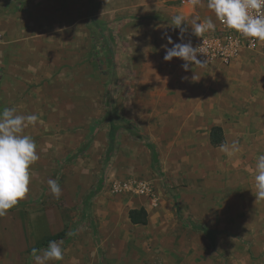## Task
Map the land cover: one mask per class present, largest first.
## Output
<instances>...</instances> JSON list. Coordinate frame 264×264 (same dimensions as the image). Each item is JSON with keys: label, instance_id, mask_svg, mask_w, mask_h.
<instances>
[{"label": "rangeland", "instance_id": "1", "mask_svg": "<svg viewBox=\"0 0 264 264\" xmlns=\"http://www.w3.org/2000/svg\"><path fill=\"white\" fill-rule=\"evenodd\" d=\"M192 1L3 0L8 13L35 16L37 34L50 28L58 46L67 48L63 61L58 49L38 86L36 78L19 79L25 88L56 93L57 101L18 112L8 103L0 115V199L24 203L5 205L9 243L23 244L10 245V253H51L67 264H264L263 164L248 165L247 151L227 160L229 151L205 144L203 129L197 149H167L175 134L156 133L161 139L155 142L153 133L137 131L134 123L131 132L128 125L112 124L126 123L120 115L129 91L148 92L152 79H160L159 69L154 75L144 68V46L146 31L160 32L161 23L152 27L144 17L168 16L167 6ZM18 29L22 37L28 25ZM86 41L89 49H70ZM19 50L7 58L12 76L23 54L26 63L43 61L39 53ZM97 141L103 154L95 163L90 149ZM153 168L174 191L155 194L161 209L151 211L147 226L132 225L128 212L139 196L114 194L110 184L121 175L145 179ZM61 232L65 241L34 250Z\"/></svg>", "mask_w": 264, "mask_h": 264}, {"label": "crops", "instance_id": "2", "mask_svg": "<svg viewBox=\"0 0 264 264\" xmlns=\"http://www.w3.org/2000/svg\"><path fill=\"white\" fill-rule=\"evenodd\" d=\"M34 4L36 1L31 3V5ZM6 7L3 0H0V34L3 37L0 45V115L5 112L4 108L8 103L13 104L11 108L14 112H18L29 109L31 106L42 109L44 104L57 101L56 93L41 94V88L37 90L36 87L34 89L29 85L25 88L19 79L20 77L26 79L32 77V80L36 78L38 83L35 86H38L42 82V77L49 76L47 70L51 62L56 63L58 49L61 61L64 60L63 51L67 49L61 42L58 46L56 33H53L50 28L37 34V25L34 24L35 16H27L25 20L23 17L8 13ZM166 11L168 16L144 17L145 21H151L152 27L154 22L161 23L160 32L146 31L144 46V68L154 75L159 69L157 78L160 79H152L153 86L147 90L148 92L144 90V93L138 92L137 94L129 91L127 97H121L123 104H126L120 116L128 120L126 119V123L120 121V125L113 121V127L128 125L131 132V124L134 123L133 127H136L137 131L153 133L155 142L161 139L157 138L156 133L175 134V137L168 138L167 149H197L202 129L205 144L213 147L210 143V132L214 127H221L225 145L213 148L229 151L227 158L229 161H232L239 151H245L242 153L244 155L247 151L245 157L248 165L251 162L258 164V167L261 164L264 166V48L256 51H242L229 66L220 63L211 66L194 65L189 58L190 52L195 48L203 33L218 27L219 18L224 14L223 0H204L203 2L193 0L191 3L184 2L180 6H167ZM41 21L48 24L47 20L41 19ZM19 24L26 25V27L28 25V30L23 33L22 37H18ZM40 28H43V25H40ZM103 38L105 39V36ZM162 40H166V43H161ZM110 42L104 43L103 49H109ZM13 49H20L19 51L29 49L28 56H31L33 53L30 51H33L35 54L39 53L43 61H34L37 64L26 63L27 58L25 60L23 54L21 67L18 64L16 73L12 72V76L7 58ZM70 49H89V46L86 41L84 46L70 47ZM111 49H117V47L113 44ZM127 52L131 54L129 49ZM130 54L129 69L134 72V59ZM33 56L36 57L34 54ZM14 76L15 79H13ZM25 91L26 95H30L27 100H25ZM132 117L136 121L129 120ZM100 143L97 141L90 149L92 160L95 163L103 154L99 147ZM211 160L213 162V158ZM262 173H264L263 170L259 169V175H263L264 180ZM130 176L121 175L114 180H127ZM146 176L145 179L143 177L136 179L150 182L159 198V195H169L174 191L173 185H167L166 178L157 173L154 168L152 175ZM157 196H155L156 204L154 205L153 201L148 198L137 197L139 201L130 210L145 208L148 212L149 224L151 211L161 209ZM13 202L18 206L24 205L22 202L0 199V264H58L60 261L62 264H67V258L59 260L51 253L27 256L23 253L24 249L18 250L19 252L17 249L12 250L17 252L10 253V245L23 246V244L19 245L18 241L9 243L8 240L9 212L5 205L13 204ZM156 214H158L157 211ZM22 226L24 224L21 221V228ZM55 245L57 244L52 246ZM72 261L77 262L78 260ZM96 264L102 263L97 261Z\"/></svg>", "mask_w": 264, "mask_h": 264}, {"label": "built area", "instance_id": "3", "mask_svg": "<svg viewBox=\"0 0 264 264\" xmlns=\"http://www.w3.org/2000/svg\"><path fill=\"white\" fill-rule=\"evenodd\" d=\"M224 14L216 29L203 33L190 52V61L197 66L220 63L231 65L242 51L264 48V0H223ZM3 37L0 34V45ZM114 194L132 193L150 198L156 204L153 186L144 180H114Z\"/></svg>", "mask_w": 264, "mask_h": 264}, {"label": "trees", "instance_id": "4", "mask_svg": "<svg viewBox=\"0 0 264 264\" xmlns=\"http://www.w3.org/2000/svg\"><path fill=\"white\" fill-rule=\"evenodd\" d=\"M210 143L213 147H222L225 145V137L221 127H214L210 132ZM129 220L133 225L148 224V212L145 208L132 209L129 211ZM67 238L65 232H61L54 236L45 238L42 242L35 246L34 250L41 251L54 245L57 242L65 241Z\"/></svg>", "mask_w": 264, "mask_h": 264}, {"label": "bare ground", "instance_id": "5", "mask_svg": "<svg viewBox=\"0 0 264 264\" xmlns=\"http://www.w3.org/2000/svg\"><path fill=\"white\" fill-rule=\"evenodd\" d=\"M208 154H209V156H211L212 155V152L210 153V152H208ZM216 158V157H215Z\"/></svg>", "mask_w": 264, "mask_h": 264}]
</instances>
